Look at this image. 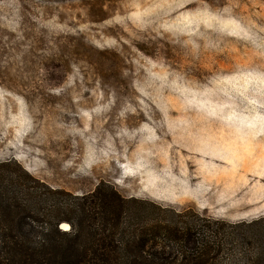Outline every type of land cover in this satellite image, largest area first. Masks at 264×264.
<instances>
[{"label": "rangeland", "instance_id": "obj_1", "mask_svg": "<svg viewBox=\"0 0 264 264\" xmlns=\"http://www.w3.org/2000/svg\"><path fill=\"white\" fill-rule=\"evenodd\" d=\"M0 164L62 212L113 190L172 264L264 217V0H0Z\"/></svg>", "mask_w": 264, "mask_h": 264}, {"label": "trees", "instance_id": "obj_2", "mask_svg": "<svg viewBox=\"0 0 264 264\" xmlns=\"http://www.w3.org/2000/svg\"><path fill=\"white\" fill-rule=\"evenodd\" d=\"M104 192L103 185H98L83 203L66 205L62 212L57 202H49L39 191L24 192L17 181L0 173V264L174 263L165 246L152 245L146 250L150 241L146 231L140 232L137 240L135 230L123 238L118 231L123 224V200L113 190ZM61 222L70 229H59ZM212 225L218 222H208L204 229L210 232ZM196 226L185 233L176 229L174 241L184 242L188 250L180 264H209L222 253L225 241L227 257L238 250L234 264H264V217L228 225L225 240H217L213 234L199 239Z\"/></svg>", "mask_w": 264, "mask_h": 264}, {"label": "bare ground", "instance_id": "obj_3", "mask_svg": "<svg viewBox=\"0 0 264 264\" xmlns=\"http://www.w3.org/2000/svg\"><path fill=\"white\" fill-rule=\"evenodd\" d=\"M62 226V225H61ZM63 227L65 228L66 226L65 225H63Z\"/></svg>", "mask_w": 264, "mask_h": 264}]
</instances>
